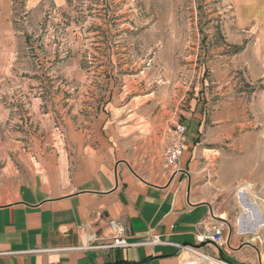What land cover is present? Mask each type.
I'll return each instance as SVG.
<instances>
[{
    "label": "rangeland",
    "instance_id": "374dc122",
    "mask_svg": "<svg viewBox=\"0 0 264 264\" xmlns=\"http://www.w3.org/2000/svg\"><path fill=\"white\" fill-rule=\"evenodd\" d=\"M12 26L0 136L5 128L40 147L49 136L61 149L73 135L81 146L102 121L118 125L124 159L146 175L162 166L178 123L230 134L208 144L224 152L234 138H264L260 0H66L37 13L15 0ZM237 185L242 210L238 191L248 182Z\"/></svg>",
    "mask_w": 264,
    "mask_h": 264
},
{
    "label": "crops",
    "instance_id": "0c3cea01",
    "mask_svg": "<svg viewBox=\"0 0 264 264\" xmlns=\"http://www.w3.org/2000/svg\"><path fill=\"white\" fill-rule=\"evenodd\" d=\"M52 1L66 0L26 4L37 13ZM14 3L0 0V95L12 92ZM186 126L183 171L174 173L163 158L147 175L124 159L118 125L102 121L81 146L73 135L61 149L47 145L49 136L29 146L27 136L4 128L0 264H264V138H234L224 152L208 144L230 134H208L196 119ZM241 181L248 182L238 191L242 210L235 194ZM214 225L224 227L221 244L210 238ZM120 235L135 245L105 247ZM153 237L160 242L147 244Z\"/></svg>",
    "mask_w": 264,
    "mask_h": 264
},
{
    "label": "built area",
    "instance_id": "2783aa9c",
    "mask_svg": "<svg viewBox=\"0 0 264 264\" xmlns=\"http://www.w3.org/2000/svg\"><path fill=\"white\" fill-rule=\"evenodd\" d=\"M186 132L187 126L184 123H178L174 126L173 129L169 130L168 134V144L164 149V158H165V166L175 168L174 173L182 172L183 170L178 168L179 161L184 154L185 151V140H186ZM185 172V171H184ZM224 227L223 226H213V233L211 235V240L216 244H221V240L223 238ZM160 240L156 237H153L151 240L147 241V244L159 243ZM135 245L133 243L128 242V240L120 235L115 237L113 241L109 244H106L105 247H129ZM209 256L202 255V261H210ZM196 264V260L192 262Z\"/></svg>",
    "mask_w": 264,
    "mask_h": 264
},
{
    "label": "bare ground",
    "instance_id": "6f19581e",
    "mask_svg": "<svg viewBox=\"0 0 264 264\" xmlns=\"http://www.w3.org/2000/svg\"><path fill=\"white\" fill-rule=\"evenodd\" d=\"M240 194H241V199L242 200H245V193H244V191L242 190V191H240ZM216 262V261H215ZM216 264H224V263H221V262H216Z\"/></svg>",
    "mask_w": 264,
    "mask_h": 264
}]
</instances>
